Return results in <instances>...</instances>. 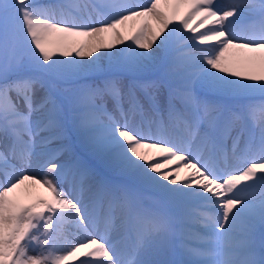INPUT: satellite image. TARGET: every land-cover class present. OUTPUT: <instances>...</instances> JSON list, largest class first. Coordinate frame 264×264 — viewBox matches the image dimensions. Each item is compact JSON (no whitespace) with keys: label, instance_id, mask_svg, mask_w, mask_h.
I'll use <instances>...</instances> for the list:
<instances>
[{"label":"snow or ice","instance_id":"snow-or-ice-1","mask_svg":"<svg viewBox=\"0 0 264 264\" xmlns=\"http://www.w3.org/2000/svg\"><path fill=\"white\" fill-rule=\"evenodd\" d=\"M130 21L131 43L94 57ZM230 50L259 74L234 70ZM160 64V83L113 75ZM258 112L264 0H0V264H264ZM70 133L84 154L55 162Z\"/></svg>","mask_w":264,"mask_h":264},{"label":"bare ground","instance_id":"bare-ground-1","mask_svg":"<svg viewBox=\"0 0 264 264\" xmlns=\"http://www.w3.org/2000/svg\"><path fill=\"white\" fill-rule=\"evenodd\" d=\"M222 3H223V5L222 6H224V5H226L227 3H229V0H223L222 1ZM131 23H132V25L134 26V25H137V24H141V21H130L129 22V24L131 25ZM194 24V23H193ZM154 27H155V25H153ZM132 28L130 27H124V28H121V31H122V33H123V35H124V37H125V43L124 44H117V45H115L112 49H107V52H109V53H112V52H119L122 48H126L130 43H131V40L129 39V31L131 30ZM207 29V27H205L204 28V30L203 31H205ZM112 38V37H111ZM82 39H85V38H82ZM110 39V38H109ZM105 40L107 41L108 40V38H105ZM112 42H113V38H112ZM111 42V43H112ZM108 43V42H107ZM157 44H159V40L157 41ZM203 47V46H202ZM179 47H178V45H173V51L172 52H170L169 53V59L171 58V57H173L174 56V51L176 50L177 51V49H178ZM137 51H141L140 49H137ZM146 51V50H145ZM152 52H155L156 51V46L154 45V47H153V49L151 50ZM176 51H175V53H176ZM96 55H100V56H103L104 55V49H102L101 50V52L100 53H96V54H94V57L96 56ZM176 56V55H175ZM226 56H228L231 60H232V66H236L237 67V69L238 70H241V72L243 73V74H259V72L261 71V69H260V67H259V65L257 64V65H248V64H246V63H243L242 62V54H240V53H238L236 50H230V52L228 53V54H226ZM93 57V58H94ZM87 60H88V58L87 57H85L84 59H83V61L82 62H87ZM157 68V67H156ZM154 70H156V69H154ZM138 74V73H137ZM147 74V73H146ZM134 75V74H133ZM116 78H121V77H118V76H116ZM150 82H153V81H150ZM260 120H264V114H261V113H257V121L259 122ZM145 151H153V150H148V149H146ZM153 162H155V161H153ZM233 162V161H232ZM172 164H173V162H172ZM171 164V165H172ZM170 166L168 165V166H166L164 169H162V171H168V168H169ZM187 171L189 170V169H186ZM187 171H185V172H179V176H180V179L181 180H183V179H185L186 178V176L188 175V173H187ZM31 189H34V188H30V190ZM38 190V189H37ZM32 191H34V190H32ZM36 191V190H35ZM34 192H32V194H33ZM37 193V192H36ZM41 192H39V194H40ZM38 194V193H37ZM73 239L75 238V237H72Z\"/></svg>","mask_w":264,"mask_h":264},{"label":"rangeland","instance_id":"rangeland-1","mask_svg":"<svg viewBox=\"0 0 264 264\" xmlns=\"http://www.w3.org/2000/svg\"><path fill=\"white\" fill-rule=\"evenodd\" d=\"M222 1L223 0H219V4L222 6L223 5V3H222ZM193 23H195L194 21H193ZM137 25H140V24H137ZM137 25H134L135 26V28H137ZM134 26L132 25V23H131V25L130 24H128V27L130 28H133V29H131V31L132 30H135L134 29ZM192 26H194V24H192ZM196 26V25H195ZM188 33L187 32H185L184 33V35H187ZM191 34V33H190ZM197 34H199V33H197ZM82 39V38H81ZM106 42H108V43H111L112 42V38H110V39H108ZM179 47V46H178ZM202 47V46H201ZM137 50V49H136ZM176 51V50H175ZM175 51H174V56L176 55L177 57L180 55V52L179 51H176V53H175ZM107 54H110L109 52H107V49H104V55H107ZM103 55V56H104ZM172 58V57H171ZM170 58V59H171ZM84 59V58H83ZM104 63H105V65H107V61H104ZM233 67V69L234 70H236V71H238V72H240L241 74H243L242 72H241V70H238L237 69V67L236 66H232ZM155 69V68H154ZM153 70V69H152ZM152 70H150V71H152ZM150 71H145V72H143V73H138V74H136V75H145L146 73L148 74ZM117 73H122V74H125V75H129V74H132V73H128V72H117ZM135 75V74H134ZM121 81H123V82H125L126 81V79L125 80H121ZM150 83H153V82H148V84H150ZM57 87L62 91V92H64L65 94H71V92L76 88V87H78V85L76 84V83H74V82H62V83H60V84H58L57 85ZM71 134V133H70ZM74 140H76V138L74 137ZM76 144L78 145V147L84 152V149H83V146L76 140ZM53 146V145H52ZM70 155H72V154H70ZM75 157V156H74ZM74 157H72V158H74ZM59 158H61L60 160L58 159L57 161H55V162H66V163H69V160H71L72 158H70V157H67V156H65L64 154H62V155H60V157ZM29 174H33V175H36L37 177H39V175L41 174V172H40V168H39V166H33V167H30V168H27V169H25ZM2 177V178H1ZM3 180V175L1 176V174H0V181H2ZM30 188H34V189H31L30 190ZM29 188V191L31 192V194H32V192H34L33 194H32V196L33 197H40V196H42V195H46V194H48L47 192H46V190L44 189V188H41L39 185H36V186H32V187H30ZM38 189V190H37ZM32 190H34V191H32ZM36 190V191H35ZM38 194H37V193ZM39 192H41L40 194H39ZM148 258H152L151 257V254H149V256H148ZM73 261H74V259H72V260H70V262H69V264H72L73 263Z\"/></svg>","mask_w":264,"mask_h":264}]
</instances>
